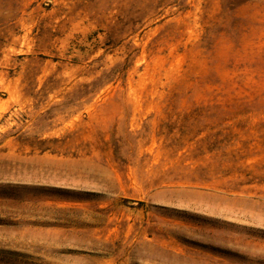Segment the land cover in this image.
I'll use <instances>...</instances> for the list:
<instances>
[{"label": "rangeland", "instance_id": "374dc122", "mask_svg": "<svg viewBox=\"0 0 264 264\" xmlns=\"http://www.w3.org/2000/svg\"><path fill=\"white\" fill-rule=\"evenodd\" d=\"M0 264H264V0H0Z\"/></svg>", "mask_w": 264, "mask_h": 264}]
</instances>
